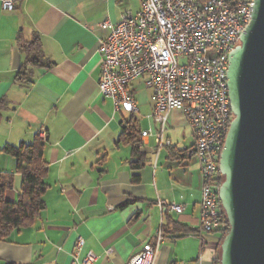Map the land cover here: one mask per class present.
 I'll list each match as a JSON object with an SVG mask.
<instances>
[{"label": "crops", "instance_id": "1", "mask_svg": "<svg viewBox=\"0 0 264 264\" xmlns=\"http://www.w3.org/2000/svg\"><path fill=\"white\" fill-rule=\"evenodd\" d=\"M13 1L6 10L0 0V172L12 175L4 195L17 199L20 174L3 148L31 143L42 130L47 187L39 217L0 240V264H69L78 237L80 255H95L92 264H124L160 227L154 264L213 263L219 234L198 237L201 175L184 115H168L170 147L139 137L143 164L133 181L136 156L121 133L131 118L140 131L160 129L150 117L151 93L134 82L137 111L126 113L98 90V23L136 13L144 0ZM34 37L43 64L27 63L21 48ZM23 69L27 76L17 77Z\"/></svg>", "mask_w": 264, "mask_h": 264}, {"label": "built area", "instance_id": "2", "mask_svg": "<svg viewBox=\"0 0 264 264\" xmlns=\"http://www.w3.org/2000/svg\"><path fill=\"white\" fill-rule=\"evenodd\" d=\"M3 9L11 10L13 0H1ZM253 0H144L136 13L125 12L113 22L105 19L97 27L99 38L100 79L98 90L112 99L114 110L137 111L130 90L141 81L151 93V119L160 124L154 135L157 148L170 147L164 136L168 115L179 110L191 128L194 156L201 175L198 237L222 233L218 189L222 176L219 156L225 134L233 117L227 93V67L230 51L251 19ZM38 136L44 139V131ZM173 211L182 207L169 204ZM161 227L151 242L145 243L124 264H154ZM85 242L78 237L69 264H92L95 255H80ZM211 264H214L211 263Z\"/></svg>", "mask_w": 264, "mask_h": 264}, {"label": "water", "instance_id": "3", "mask_svg": "<svg viewBox=\"0 0 264 264\" xmlns=\"http://www.w3.org/2000/svg\"><path fill=\"white\" fill-rule=\"evenodd\" d=\"M227 93L233 115L219 156L220 206L228 231L219 264H264V0L229 53Z\"/></svg>", "mask_w": 264, "mask_h": 264}, {"label": "trees", "instance_id": "4", "mask_svg": "<svg viewBox=\"0 0 264 264\" xmlns=\"http://www.w3.org/2000/svg\"><path fill=\"white\" fill-rule=\"evenodd\" d=\"M21 48L27 55V63L32 65L44 63L37 37H34L30 43H24ZM19 76L22 78L27 76L24 69L17 72V77ZM140 133L134 118L128 121L127 127L121 133V140L131 146V151L136 156V159L131 163V168L134 171L133 181L138 180V171L143 164ZM43 149L44 142L39 136L31 143H20L18 146L3 148L15 159V170L20 174V191L15 201L6 200L4 193L12 185V175L0 172V240L6 239L13 230L32 224L45 207L43 193L47 187L44 181L47 164L43 159ZM220 179L222 180V176ZM221 214L226 228L222 233H218L219 245L214 264H219L220 242L228 231V222L222 208Z\"/></svg>", "mask_w": 264, "mask_h": 264}, {"label": "rangeland", "instance_id": "5", "mask_svg": "<svg viewBox=\"0 0 264 264\" xmlns=\"http://www.w3.org/2000/svg\"><path fill=\"white\" fill-rule=\"evenodd\" d=\"M187 134H188V132L186 131V132H185V135H187ZM188 142H189V141H188ZM184 144H188V143H187V141H185V143H184Z\"/></svg>", "mask_w": 264, "mask_h": 264}]
</instances>
